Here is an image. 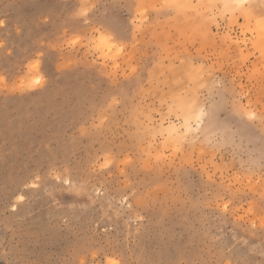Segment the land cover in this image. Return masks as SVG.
I'll use <instances>...</instances> for the list:
<instances>
[{"label":"rangeland","instance_id":"obj_1","mask_svg":"<svg viewBox=\"0 0 264 264\" xmlns=\"http://www.w3.org/2000/svg\"><path fill=\"white\" fill-rule=\"evenodd\" d=\"M0 264H264V0H0Z\"/></svg>","mask_w":264,"mask_h":264},{"label":"bare ground","instance_id":"obj_2","mask_svg":"<svg viewBox=\"0 0 264 264\" xmlns=\"http://www.w3.org/2000/svg\"><path fill=\"white\" fill-rule=\"evenodd\" d=\"M193 112V111H192ZM192 112H190V113H192ZM197 113L196 114H198V111H196Z\"/></svg>","mask_w":264,"mask_h":264}]
</instances>
